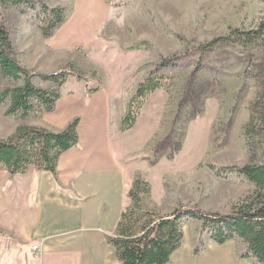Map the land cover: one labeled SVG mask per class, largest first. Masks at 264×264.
Returning <instances> with one entry per match:
<instances>
[{
  "label": "rangeland",
  "instance_id": "1",
  "mask_svg": "<svg viewBox=\"0 0 264 264\" xmlns=\"http://www.w3.org/2000/svg\"><path fill=\"white\" fill-rule=\"evenodd\" d=\"M45 4L64 11L62 24L49 39L39 31L38 6L34 11L0 13L20 65L31 73L52 74L64 70L69 63L82 67V63H87V50L98 62L113 51L120 56L122 72L126 73L119 95L122 102L153 71L160 57L188 52L191 60L196 59V48L226 37L233 30H253L264 21V0H46ZM56 43L61 44L51 46ZM135 48L138 50H131ZM246 52L252 53L254 69L261 70V77L256 71L254 74L245 71L242 60ZM201 64L199 69H194L191 62L156 75L157 83L169 98L163 123L166 130L169 127L165 138L172 133L171 146L175 149L172 161L178 158L181 165L178 174L164 178L168 196L159 207L150 202L149 195L144 197L147 208L159 215L170 214L180 205L196 207L205 214L228 215L234 204L254 191V186L236 173L217 178L209 167L240 168L248 162L243 128L250 119L249 107L257 90L255 79L264 77V47L244 49L236 43L216 48L203 57ZM80 71L86 81H91L87 91L103 83L96 73ZM81 83L75 84L70 78L62 94ZM32 84L43 90L55 89L51 83L38 79H33ZM20 85L22 80L8 84ZM210 102L215 104L213 119ZM194 124L200 130L192 138L188 132ZM18 126L45 124L41 117L21 121L6 116L5 107L0 106V139L10 138ZM159 143L149 145L151 149L146 153L149 163L159 156L171 155L172 147L157 150ZM194 150L201 153L197 165L182 161L184 151L187 154ZM140 177L145 181L143 175ZM179 227L186 240V232L190 240L199 238L201 244L209 238L206 232H201L199 222L182 219ZM239 245L242 246L240 241Z\"/></svg>",
  "mask_w": 264,
  "mask_h": 264
},
{
  "label": "crops",
  "instance_id": "2",
  "mask_svg": "<svg viewBox=\"0 0 264 264\" xmlns=\"http://www.w3.org/2000/svg\"><path fill=\"white\" fill-rule=\"evenodd\" d=\"M113 53L98 62L85 51L87 63L77 67L96 73L103 80L101 86L87 91L91 81H82L62 94L68 78L58 89L54 111L41 116L45 126L40 128L53 133L78 119V143L59 156L56 174L29 168L11 176L0 170V264H120L109 239L121 214L131 207L128 193L136 176H144L154 206L167 198L164 178L181 171L180 161L162 157L153 166L146 153L149 145L168 134L169 127L166 130L163 123L169 98L161 89L154 91L134 126L119 133L126 104L137 86L127 100L119 99L126 73L120 56ZM209 107L212 118L215 104L210 102ZM195 125L188 132L192 138L200 130ZM200 155L184 151L182 161L197 165ZM186 234L187 240L182 233L180 246L167 264H257L253 258H242L248 252L240 240L218 245L208 238L201 244L199 238L190 240ZM33 242L40 244L39 256L31 251Z\"/></svg>",
  "mask_w": 264,
  "mask_h": 264
},
{
  "label": "trees",
  "instance_id": "3",
  "mask_svg": "<svg viewBox=\"0 0 264 264\" xmlns=\"http://www.w3.org/2000/svg\"><path fill=\"white\" fill-rule=\"evenodd\" d=\"M46 0H0L1 11H34L40 8L39 31L45 39L62 24L64 11L61 8L50 9ZM239 43L246 49L264 47V21L250 31L233 30L228 36L212 40L195 49L198 57L191 60L190 53L170 58L160 57V62L137 86L126 104L125 113L120 121L119 133L130 130L145 100L156 90L163 87L157 82L156 75L165 69H179L194 63V69L202 68V59L216 48ZM138 50V49H131ZM252 53L246 52L242 64L245 71L261 77V70L254 69ZM257 76L255 75L254 78ZM255 79L257 90L250 104V119L243 128L244 147L248 162L242 167H224L209 170L217 178H227L236 173L254 186V191L234 204L230 214H205L196 207L179 206L169 215H159L147 208L144 197L149 195L148 184L137 175L128 197L131 207L121 214L114 237L109 239L120 264H167L170 256L179 248L182 233L179 222L182 219L200 223L201 232H206L212 242L222 245L228 241L240 240L248 254L243 259L253 258L257 264H264V77ZM68 78L86 81L74 63L64 70L52 74L31 73L17 60L9 31L0 14V106L5 107V115L25 121L30 117H41L54 111L59 99L58 89ZM33 79L51 83L55 89L43 90L32 84ZM22 80L20 86H8L9 83ZM78 119H74L60 132L53 133L40 127L18 126L7 140L0 139V170L9 175L24 174L29 168L44 171L52 176L56 174L57 159L61 154L78 143ZM172 133L158 145L160 148L172 147V153L166 157L172 160L175 149ZM156 152V151H155ZM162 156H159V160ZM158 160H153L154 164ZM0 237L2 234L0 233ZM196 252V251H195Z\"/></svg>",
  "mask_w": 264,
  "mask_h": 264
},
{
  "label": "built area",
  "instance_id": "4",
  "mask_svg": "<svg viewBox=\"0 0 264 264\" xmlns=\"http://www.w3.org/2000/svg\"><path fill=\"white\" fill-rule=\"evenodd\" d=\"M31 251L33 252L35 256H39L40 255V244L38 242L33 243L31 245Z\"/></svg>",
  "mask_w": 264,
  "mask_h": 264
}]
</instances>
